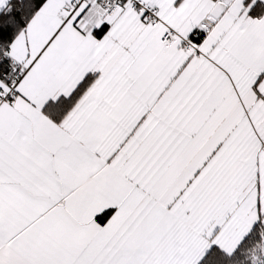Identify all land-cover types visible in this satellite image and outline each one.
Listing matches in <instances>:
<instances>
[{
	"label": "snow or ice",
	"instance_id": "6c2138e0",
	"mask_svg": "<svg viewBox=\"0 0 264 264\" xmlns=\"http://www.w3.org/2000/svg\"><path fill=\"white\" fill-rule=\"evenodd\" d=\"M0 264H264V0H0Z\"/></svg>",
	"mask_w": 264,
	"mask_h": 264
}]
</instances>
